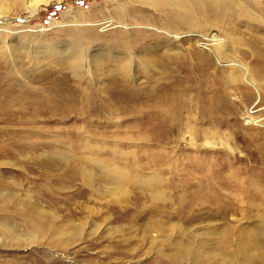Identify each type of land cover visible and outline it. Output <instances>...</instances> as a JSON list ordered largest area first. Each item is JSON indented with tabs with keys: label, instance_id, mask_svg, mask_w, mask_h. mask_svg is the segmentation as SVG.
Here are the masks:
<instances>
[{
	"label": "rangeland",
	"instance_id": "obj_1",
	"mask_svg": "<svg viewBox=\"0 0 264 264\" xmlns=\"http://www.w3.org/2000/svg\"><path fill=\"white\" fill-rule=\"evenodd\" d=\"M132 1L11 10L8 46L42 45L7 56L0 35V238L35 242H0V264H264V0L178 35L172 6ZM118 4L146 34L127 71ZM79 37L86 75L47 51Z\"/></svg>",
	"mask_w": 264,
	"mask_h": 264
},
{
	"label": "bare ground",
	"instance_id": "obj_2",
	"mask_svg": "<svg viewBox=\"0 0 264 264\" xmlns=\"http://www.w3.org/2000/svg\"><path fill=\"white\" fill-rule=\"evenodd\" d=\"M53 1H59V0H0V14H4L6 17L0 22H3L2 25H0V35L2 34V46L1 49L4 50L5 55H9V49L13 54H16V48L19 47V45L23 46V48L26 49L27 54H33L40 52V47L42 45L40 37L36 39H33L34 36L31 37V39H27V35L24 36L19 35L20 39L17 42V47L14 46L15 43H12V45L8 46V42L13 40L16 35H13V32H11V22L12 18L10 17L11 10L14 9L15 6H21L25 10H27L31 15L30 18L32 19L35 14L39 11L42 5H45L47 3L53 2ZM146 4H149L153 6L155 9H158V7L163 6H172V10L174 11L173 17L168 18L170 22H168L169 26H165L168 30V32H172V34L178 35V31L180 29H183V27H188L189 29H198L202 26L203 23L211 25V28L215 29L214 26H216L218 20L221 19L223 16L221 13L223 3L225 0H142ZM130 2H133L130 0ZM135 6V5H134ZM125 7H122V5L118 4V10L115 9V13L118 18H115L118 24L117 27H120V35L118 34L115 41L118 43L117 45L122 47L125 51L124 59L122 57H119L120 63L123 65L121 68V71H127L131 69L132 62L135 61L133 58L132 51L137 48L139 45H142L143 39L146 37L145 33H139L138 39H131L130 33H129V23L125 20V17L122 16L123 13H120V11H124ZM225 8V7H224ZM227 9V8H226ZM225 9V10H226ZM138 10V9H137ZM141 10V9H140ZM231 11V10H230ZM224 13V12H223ZM226 13V12H225ZM126 14V13H124ZM235 18V15H230ZM30 19V20H31ZM21 21V20H20ZM24 27H27V24L29 23V19L22 20ZM22 31L21 28H19V32ZM26 36V37H25ZM7 39L9 40L7 42ZM212 41V38H211ZM87 42V41H86ZM217 45H219V42H216ZM54 44L44 41V46L47 48H52ZM67 48L62 50H56V49H48L47 51H51L52 53H55L57 51H64L66 55L65 62L70 63V55L72 54V63L73 67L76 69L77 75H86L87 69H86V62L87 56H88V48L84 45V40L82 37L78 38V42H70L66 43ZM111 49V53L115 51L112 47H107ZM219 53H222L221 51H217ZM109 53V54H111ZM214 53V52H213ZM12 54V55H13ZM215 54V53H214ZM216 56V55H215ZM17 57V55H16ZM217 57V56H216ZM18 58V57H17ZM167 62L166 60L164 61ZM93 63L97 66L100 65V62L96 60L93 61ZM90 64V63H89ZM87 77V76H86ZM176 78H170L168 82H165L163 84V87L166 88L169 84L174 83ZM130 87H124V93L132 96H136V93L128 89ZM135 90V89H134ZM3 232L4 237L1 239L0 242L1 245L8 246L11 243H20L25 242L26 244H31L35 242V235L33 233L27 234L25 237H22L20 234L12 231L11 229H6L5 226H3ZM7 242H10L9 244H6Z\"/></svg>",
	"mask_w": 264,
	"mask_h": 264
},
{
	"label": "built area",
	"instance_id": "obj_3",
	"mask_svg": "<svg viewBox=\"0 0 264 264\" xmlns=\"http://www.w3.org/2000/svg\"><path fill=\"white\" fill-rule=\"evenodd\" d=\"M247 116H248V115H247ZM249 116H251V115H249ZM245 117H246V116H245ZM251 117H252V116H251ZM252 118H253V117H252ZM253 120H256V121L259 120V121H261L260 119H255V118H253ZM259 121H258V122H259Z\"/></svg>",
	"mask_w": 264,
	"mask_h": 264
}]
</instances>
